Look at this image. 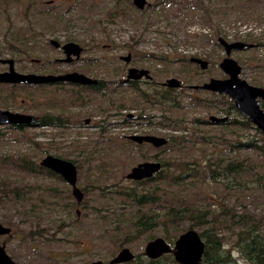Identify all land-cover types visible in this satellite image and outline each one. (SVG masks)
Segmentation results:
<instances>
[{
	"label": "rangeland",
	"instance_id": "obj_1",
	"mask_svg": "<svg viewBox=\"0 0 264 264\" xmlns=\"http://www.w3.org/2000/svg\"><path fill=\"white\" fill-rule=\"evenodd\" d=\"M147 1L139 11L129 0H0V58L17 71L74 69L59 60L56 39L89 44L90 67L106 73L96 90L0 84V107L61 121L0 125V224L10 229L0 245L16 264L108 263L123 248L136 259L122 264H177L151 263L144 248L189 230L204 245L203 264H264V132L229 95L203 87L228 76L219 66L225 41L242 44L230 50L240 78L264 88V0ZM128 67L148 76L127 82ZM138 134L167 141L153 147L132 139ZM46 155L75 164L80 205L41 166ZM146 161L160 170L130 179Z\"/></svg>",
	"mask_w": 264,
	"mask_h": 264
},
{
	"label": "water",
	"instance_id": "obj_2",
	"mask_svg": "<svg viewBox=\"0 0 264 264\" xmlns=\"http://www.w3.org/2000/svg\"><path fill=\"white\" fill-rule=\"evenodd\" d=\"M145 0H135L142 7ZM54 42V41H53ZM227 48L226 56L222 59L220 67L228 75L224 79L211 78L203 84V87L221 94L229 95L235 102L236 107L248 117L264 132V109L259 106V98L264 99V88L248 83L245 79L240 78L239 74L241 66L236 60L229 57L230 50L233 47L242 46L241 43L229 44L225 42ZM66 54L78 53V45L72 41L65 44ZM76 49V50H75ZM198 61H202L197 59ZM204 62V61H203ZM0 63L8 64V70L0 73V82L9 83H55L57 81H71L80 83H95L94 79H90L83 74L76 72H67L65 74H37L23 73L14 68V61L11 58H0ZM147 71L132 67L129 70L130 78H138ZM169 86H179V80L169 78L167 80ZM213 121L219 120L211 117ZM38 120L33 114L13 112L0 108V125H31ZM132 139L138 141H149L154 145H161L165 139L155 135H133ZM41 166L45 169L60 175L73 188L76 196L80 195V190L76 188V167L72 161L54 156L46 155L41 160ZM160 170V163L146 161L139 163L137 167L131 170L129 178L132 180H143L152 177ZM10 233V229L0 224V236H6ZM204 245L197 232L189 230L181 234L173 249L161 238H157L146 245L145 254L151 259L160 257L163 254L173 253L175 260L180 264H203L202 254ZM133 258L132 253L128 249L121 250L118 255L109 264H119L129 262ZM0 264H16L7 254L5 247L0 245ZM91 264H103L102 262H93Z\"/></svg>",
	"mask_w": 264,
	"mask_h": 264
},
{
	"label": "flooded vegetation",
	"instance_id": "obj_3",
	"mask_svg": "<svg viewBox=\"0 0 264 264\" xmlns=\"http://www.w3.org/2000/svg\"><path fill=\"white\" fill-rule=\"evenodd\" d=\"M129 5L132 7H134V8H136L137 10H143V9H145V7H147V6H150L151 4L150 3H148V1L147 0H145L144 1V4H143V6L142 7H140L136 2H135V0H129ZM132 7V8H133ZM219 40H221L222 41V39H220L219 38ZM54 41V42H53ZM69 41H72V42H74V43H76L77 45H78V48H79V51H78V53L76 54V53H70V56H68L67 54H66V51H67V49L65 48V44L66 43H68ZM69 41H65V42H60V41H58V40H56V39H52L51 40V44L55 47V48H57V49H59V50H61V52L64 54V58H62V59H59L61 62H66V63H68V64H70V65H73V66H75V68L74 69H72V70H70V71H66V72H62V73H59V74H65V73H67V72H76V73H79V74H83V75H85L86 77H88V78H90V79H94L96 82L95 83H80V82H71V81H57V82H55V83H7V82H0V84H3V85H15V86H18V85H22V86H33V85H62V86H67V85H72V86H74V87H76L77 89H79V90H96L97 88H101V89H103L104 88V82H102L101 81V77H103L106 73L101 69V70H93V67H90V64H91V61L89 60V59H87L86 57H87V55H88V53L87 52H89L88 51V47H89V44H86V43H81V42H77V41H74V40H69ZM223 44H225V41H223ZM76 50V49H75ZM229 56V55H228ZM229 57H231V56H229ZM232 58V57H231ZM120 59L121 60H124L125 62H130V55H127V56H120ZM193 62H195V63H200V65H201V67H206L207 65H208V62H203V61H198L197 60V58H192L191 59ZM235 60V59H234ZM221 63V62H220ZM220 63H219V66H220ZM0 64H2V65H7V69H4V70H0V73H2V72H5L6 70H8V64H6V63H0ZM89 65V67L88 68H86L85 69V67H87ZM15 68V67H14ZM132 67H128V69L126 70V76H125V79L124 80H126L127 82H129V81H134V82H138V80H139V78H142V76H144V75H146V76H148L147 75V73L146 74H144V75H142V76H140V77H138V78H130V77H128L129 76V70L131 69ZM221 68V67H220ZM222 69V68H221ZM23 73H33V72H23ZM38 74V73H37ZM47 74H49V73H47ZM53 74H58V73H53ZM211 79V78H210ZM262 100H264V99H262ZM23 103H25V101L24 100H22V104ZM12 105H10V106H8L7 108H3V107H0L1 109H5V110H10V111H13V112H20V113H26V114H33V113H31V112H29L28 111V109H24L23 107H22V105H21V107H19V108H17V106H16V104L15 103H11ZM259 106L261 107V99L259 98ZM262 108V107H261ZM263 109V108H262ZM33 115H35V114H33ZM35 116H37V115H35ZM38 117V120L36 121V122H34L33 124H31V125H24V124H22V125H13V127H17V128H23V127H27V126H38V125H41V126H46V125H50V124H52L53 123V125H57V124H60L61 123V121H60V119H59V117L57 116V118H56V120L58 121H48V120H45L44 118H42V117H40V116H37ZM84 124L85 125H83V126H85V127H94L93 126V124L91 123V120H90V118H86L85 120H84ZM19 126V127H18ZM97 128L99 127V126H96ZM101 127V126H100ZM102 129V128H101ZM139 135V134H138ZM141 135H152V134H141ZM135 140V139H134ZM166 141H167V139L161 144V145H163V144H165L166 143ZM136 142L137 143H148V144H152L153 145V147H155L156 145H154L152 142H149V141H138V140H136ZM160 146V145H159ZM157 147V146H156ZM74 166H75V164H74ZM48 171H50V170H48ZM77 171V170H76ZM51 173H53L52 171H50ZM55 174V173H54ZM155 175V174H154ZM154 175L152 176V177H150V178H146V179H143V180H139V181H145V180H149V179H152L153 177H154ZM60 176V175H59ZM63 179V178H62ZM64 180V179H63ZM65 181V180H64ZM136 181H138V180H136ZM69 184V183H68ZM75 186H76V188H78L77 187V180H76V184H75ZM71 187V186H70ZM71 194H72V196H73V198H75V200H76V202H77V204L78 205H80L82 202H83V199H84V193L80 190V195H78V196H76V194H74V192H73V188L71 187ZM77 214H78V211H77ZM157 239V238H156ZM161 239H163V238H161ZM153 240H155V239H153ZM153 240H151V241H153ZM170 247H171V249H173V247H174V244H175V242H176V240L173 242V243H168L165 239H163ZM151 241H149V242H151ZM148 242V243H149ZM147 243V244H148ZM146 244V245H147ZM4 246V245H3ZM145 248H146V246H145ZM145 248H144V252H143V256L144 257H146L151 263H155V262H157V261H159V260H161V259H165V258H172V259H174L175 260V257H174V255H173V253H168V254H163V255H161L160 257H158V258H155V259H151L150 257H148V256H146V254H145ZM123 249H127V248H123ZM123 249H121V250H123ZM120 250V251H121ZM119 251V252H120ZM118 252V253H119ZM118 253L108 262V263H103V264H109L117 255H118ZM132 256H133V258L129 261V262H122V263H130V262H132V261H134L135 259H136V256H134L133 254H132ZM139 258V257H138ZM176 261V260H175ZM177 262V261H176ZM122 263H119V264H122ZM177 264H180L179 262H177Z\"/></svg>",
	"mask_w": 264,
	"mask_h": 264
},
{
	"label": "trees",
	"instance_id": "obj_4",
	"mask_svg": "<svg viewBox=\"0 0 264 264\" xmlns=\"http://www.w3.org/2000/svg\"><path fill=\"white\" fill-rule=\"evenodd\" d=\"M19 127V126H18ZM248 240L246 239V237H242L240 238L239 242H238V249L241 251H243L244 253L248 252L249 250V245H248ZM223 264V263H222Z\"/></svg>",
	"mask_w": 264,
	"mask_h": 264
},
{
	"label": "bare ground",
	"instance_id": "obj_5",
	"mask_svg": "<svg viewBox=\"0 0 264 264\" xmlns=\"http://www.w3.org/2000/svg\"><path fill=\"white\" fill-rule=\"evenodd\" d=\"M227 55V54H226ZM229 56H230V53H229Z\"/></svg>",
	"mask_w": 264,
	"mask_h": 264
}]
</instances>
